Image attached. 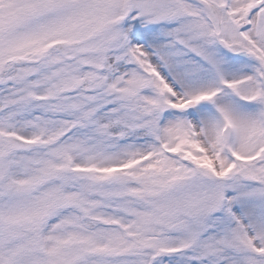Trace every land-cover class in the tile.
I'll return each mask as SVG.
<instances>
[{"label":"rangeland","instance_id":"rangeland-1","mask_svg":"<svg viewBox=\"0 0 264 264\" xmlns=\"http://www.w3.org/2000/svg\"><path fill=\"white\" fill-rule=\"evenodd\" d=\"M249 22L221 38L264 60ZM209 31L193 0H0V135L44 141L0 137V264H264V80Z\"/></svg>","mask_w":264,"mask_h":264},{"label":"water","instance_id":"water-1","mask_svg":"<svg viewBox=\"0 0 264 264\" xmlns=\"http://www.w3.org/2000/svg\"><path fill=\"white\" fill-rule=\"evenodd\" d=\"M197 1L205 7L206 12H207V16H208V18L211 20V23H212L213 26H214L215 23H214L213 19L215 20V16H214V14H213L212 9L209 7V5H208L204 0H197ZM263 4H264V0H262L261 2H259L258 5H257L256 7H254L251 11L253 12V11L257 10V9H258L260 6H262ZM214 30H215V37H216V39L219 41V43H220V45H221L222 47L226 48V49H227L231 54H233V55H236V56H237V55L242 54V51L235 52L233 49H231L230 47L226 46L225 43L220 39V33H219V31L215 28V26H214ZM255 59H256L257 61H259L256 57H255ZM28 146H29V145H27V144H21V146L16 147V146H13V145L11 144V147L13 148V150H19L20 148H27Z\"/></svg>","mask_w":264,"mask_h":264},{"label":"bare ground","instance_id":"bare-ground-1","mask_svg":"<svg viewBox=\"0 0 264 264\" xmlns=\"http://www.w3.org/2000/svg\"><path fill=\"white\" fill-rule=\"evenodd\" d=\"M217 17L219 20L215 19V22H216L217 26L220 27L222 25V23L224 22L223 18H222L223 16H218V14H217Z\"/></svg>","mask_w":264,"mask_h":264}]
</instances>
